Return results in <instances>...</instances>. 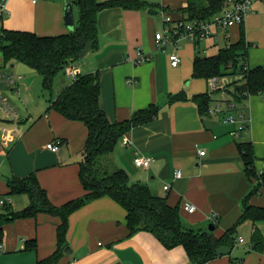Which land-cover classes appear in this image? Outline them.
Instances as JSON below:
<instances>
[{
  "label": "crops",
  "instance_id": "1",
  "mask_svg": "<svg viewBox=\"0 0 264 264\" xmlns=\"http://www.w3.org/2000/svg\"><path fill=\"white\" fill-rule=\"evenodd\" d=\"M65 1L68 0H39L32 4L28 0H6L3 10L0 4V27L38 36L69 33L63 17ZM138 1L146 8L100 12L97 45L83 57L86 62L81 63L85 72L76 62L72 65L79 74H97L99 106L110 123L127 121L134 112L151 104L158 107L153 120L132 127L105 159L112 169L123 170L131 183L144 184L152 193L166 195L172 206H179L181 221L188 228L209 232L208 228L213 227L214 236L220 238L238 222L242 201L253 188L236 144L251 142L255 168L264 161V95L247 97L237 105L238 111L231 112L244 117V130L239 129V123L225 124L223 117L229 112L213 115L210 109L215 105L226 108L233 98V83L238 77L219 78L220 88L211 91L209 80L193 78L192 65L196 55L204 53L201 57H211L238 42L243 31L248 68L264 66V0L251 4L241 25L225 30L210 25V36L197 45L187 39L180 40L176 50L180 62L176 67L170 65L168 58L174 50H157L154 34L162 29L165 16L175 22L183 20L179 10L193 0ZM149 9L159 10V14L150 15ZM73 13L77 27L79 12L75 6ZM137 52L147 54L149 60L135 64ZM2 63L0 71L7 74L25 72L18 63L7 67ZM130 79L133 83L129 84ZM19 82L14 90H5L3 94L17 112L18 123L0 116V198L11 199L9 209L13 212L24 209L28 205L27 196H10L7 180L34 174L50 202L60 206L84 193L79 180V160L86 127L82 122L69 121L48 110L49 106L39 101L31 104L34 105L31 111L25 107L20 113L15 103L21 93ZM69 84L70 80L58 86L55 95ZM28 88L31 91V85ZM205 93L211 96V104L208 113L201 115L193 97ZM176 94L184 98L169 103L168 98ZM231 132L236 135H230ZM124 138L129 139V146L123 145ZM51 142L57 144L56 152L46 149ZM199 150L205 154L199 156ZM136 154L151 159L147 169L133 165ZM177 170L181 171L179 178L174 177ZM166 184L169 190L165 192ZM183 201L193 204L195 212L183 211ZM248 203L264 208V190L250 197ZM3 212L4 208L0 207V214ZM57 224L56 218L45 214L5 223L0 240V264H36L50 256L56 249ZM255 229L264 237V221L239 223L230 253L209 264H264V246L260 251L250 250ZM128 233L125 210L108 197L96 199L69 216L66 244L70 251L54 264H194L181 246L167 249L148 232L132 236ZM30 241L35 242V250L25 247Z\"/></svg>",
  "mask_w": 264,
  "mask_h": 264
},
{
  "label": "trees",
  "instance_id": "2",
  "mask_svg": "<svg viewBox=\"0 0 264 264\" xmlns=\"http://www.w3.org/2000/svg\"><path fill=\"white\" fill-rule=\"evenodd\" d=\"M78 9V25L73 31L54 36H38L32 32L11 31L0 27V63L4 67L11 63L26 65L41 77L43 90L51 95L56 77L64 73L69 64L79 60L78 55L86 43L97 45V17L104 10L125 9L141 10L146 5L138 0H68ZM239 0H193L179 10L183 21L209 22L224 8ZM177 22V21H176ZM196 45L198 42L195 43ZM244 33L241 31L238 42L219 50L211 57L196 55L193 60L192 76L196 79L210 80L225 75L237 76L233 83V111L247 98L264 94V66L253 69L244 68L246 63ZM248 67V66H247ZM100 87L97 74H77L76 80L65 86L55 97L48 100L49 108L58 112L69 121L82 122L87 131L84 147L80 153L79 180L83 195L69 200L60 206L53 205L46 191L39 185L34 174L24 178L7 180L9 195H25L28 205L17 212L4 208L0 214V240L2 226L17 219L35 218L45 214L58 220L56 227V249L48 257L36 264H54L67 248L66 234L69 216L92 201L108 197L120 205L126 213L128 235L139 232L152 234L165 248L181 246L189 261L194 264H209L216 259L219 246H234L236 226L242 221L252 223L264 221V208L249 205L248 200L260 195L264 190V174L257 176L254 167V155L251 142H239L236 149L244 165V172L253 185L242 201L243 209L238 222L220 238L213 232L188 228L181 221L179 206H172L167 196L152 193L140 183H131L123 170L112 169L109 162L99 158L110 154L120 139L137 125L153 120L158 112L156 105L138 110L124 122L110 123L99 106ZM181 94L168 98V102L183 99ZM201 115L208 113L211 96L207 93L193 97ZM264 246V237L255 229L250 239V250L260 251ZM35 250L34 241L25 246Z\"/></svg>",
  "mask_w": 264,
  "mask_h": 264
},
{
  "label": "built area",
  "instance_id": "3",
  "mask_svg": "<svg viewBox=\"0 0 264 264\" xmlns=\"http://www.w3.org/2000/svg\"><path fill=\"white\" fill-rule=\"evenodd\" d=\"M32 4H36L39 0H28ZM256 0H239L236 3L231 4L226 9L212 18L209 22H196V21H183L179 20L177 22L173 21L169 16H165L163 18V27L162 29L154 34V44L155 48L159 51H166L168 48H172L174 52L168 55L170 65L176 67L179 62V56L176 50L179 48V41L183 39H187L192 43H196L202 39L208 38L211 34L210 25H215L220 30H225L234 25H241L247 13L250 11L251 4ZM6 0H0L1 9L5 8ZM149 60L147 54L142 52H137V57L134 60L135 64L144 63ZM244 68L247 69V64L244 62ZM65 75L69 78L70 82L76 80L77 70L73 67L72 64H69L65 70ZM23 79L22 75H12L7 74L3 71H0V116L4 118L6 121L13 122L17 125L18 123V114L13 109L11 104L5 99L4 91L5 90H14L17 86V83ZM219 78L213 77L209 80V88L211 91L218 90L220 88ZM128 83H133V80H128ZM264 95V94H262ZM261 95V96H262ZM249 97V95L247 96ZM235 105L233 101H229L226 105V108L223 109L221 106L215 105L210 109V113L213 115H222L225 111L229 112L227 115L223 117V122L225 124H236L239 123V129L244 130L245 125L243 124L244 117L242 115L234 116L231 112L234 110ZM242 123V124H241ZM230 135H236L235 132H231ZM123 145L129 146L130 141L128 138H124L122 140ZM46 149L56 152L58 150V146L55 142L48 143L46 145ZM205 152L203 150L198 151L199 156H203ZM151 159L144 157L140 154H136L133 158V165L136 168L147 169L150 165ZM257 176L264 174V161L261 162L260 167L255 168ZM175 178L181 177V171L177 170L174 174ZM163 190L166 192L169 190V185H164ZM11 199L10 198H0V207L1 208H10ZM181 209L186 213L195 212L196 208L193 204L188 201H183L181 204ZM213 223L215 222V218L213 217L211 220ZM240 243H242V239H238Z\"/></svg>",
  "mask_w": 264,
  "mask_h": 264
},
{
  "label": "rangeland",
  "instance_id": "4",
  "mask_svg": "<svg viewBox=\"0 0 264 264\" xmlns=\"http://www.w3.org/2000/svg\"><path fill=\"white\" fill-rule=\"evenodd\" d=\"M203 54L204 53H202L201 55H203ZM83 61L86 62V59L82 58L76 62V65L80 67L82 73L85 72V69L81 67V63ZM17 66H20L25 70V72L20 71V73H21L20 75H22L24 77V79L19 82V86H20L19 92H21L20 96L18 98H16L17 96H15V98H16L15 103L17 106L16 108L20 113L25 111V107H27L26 111L27 110L31 111V109L34 107V105H31V104L32 103L34 104L36 101H39L40 103H44L45 107H47L49 105L48 100L52 96L55 97V89L58 86H61L63 83L69 82V79L67 77H65L64 74L60 73L54 81L52 92L50 95L48 91L42 90L41 77L36 72H34L32 69H30L27 66L21 65V63H18ZM11 71L16 72L15 69H12ZM27 78H28V80H27ZM29 85H31V91H29V88L27 90V86L29 87ZM27 93H29L30 95H27ZM30 97H31V99H30ZM15 98H13V100ZM105 158L106 157L103 156L99 159L101 162L106 163ZM110 166L112 167V165H110Z\"/></svg>",
  "mask_w": 264,
  "mask_h": 264
},
{
  "label": "water",
  "instance_id": "5",
  "mask_svg": "<svg viewBox=\"0 0 264 264\" xmlns=\"http://www.w3.org/2000/svg\"><path fill=\"white\" fill-rule=\"evenodd\" d=\"M148 14L157 15V14H159V10L149 9L148 10ZM63 17H64V22H65V25H66L68 31L69 32L73 31L74 28H75L73 5L69 1H65L64 2ZM92 47H93V43L92 42L86 43L84 49L79 53L78 58L82 59L92 49ZM208 230H209V232H213L214 228L213 227H209ZM69 251L70 250L67 247L64 252L66 254H69ZM230 251H231L230 247L222 245V246H219L216 249V255L217 256L227 255V254L230 253Z\"/></svg>",
  "mask_w": 264,
  "mask_h": 264
}]
</instances>
